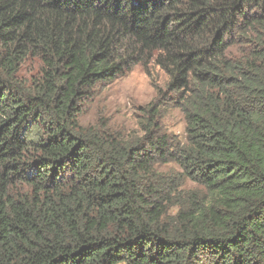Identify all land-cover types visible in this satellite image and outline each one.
Wrapping results in <instances>:
<instances>
[{
	"label": "trees",
	"instance_id": "obj_1",
	"mask_svg": "<svg viewBox=\"0 0 264 264\" xmlns=\"http://www.w3.org/2000/svg\"><path fill=\"white\" fill-rule=\"evenodd\" d=\"M137 65L140 135L84 122ZM121 263L264 264V0H0V264Z\"/></svg>",
	"mask_w": 264,
	"mask_h": 264
},
{
	"label": "rangeland",
	"instance_id": "obj_2",
	"mask_svg": "<svg viewBox=\"0 0 264 264\" xmlns=\"http://www.w3.org/2000/svg\"><path fill=\"white\" fill-rule=\"evenodd\" d=\"M167 82L168 76L158 66L151 65L148 71L137 65L110 86L102 88L83 121L95 124L104 120L116 130L140 135V120L144 119L145 109L158 102L160 93L167 90ZM160 123L163 132L180 139L184 137L186 121L179 109L169 104Z\"/></svg>",
	"mask_w": 264,
	"mask_h": 264
}]
</instances>
